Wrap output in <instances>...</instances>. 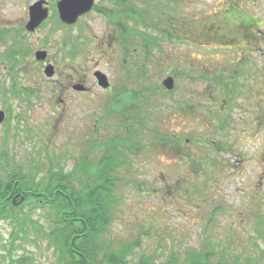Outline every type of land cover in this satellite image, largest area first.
<instances>
[{
  "label": "rangeland",
  "instance_id": "rangeland-1",
  "mask_svg": "<svg viewBox=\"0 0 264 264\" xmlns=\"http://www.w3.org/2000/svg\"><path fill=\"white\" fill-rule=\"evenodd\" d=\"M30 1L0 0V32L20 28ZM163 10L173 19L156 12L154 18H162L159 28L170 25L172 41L153 29L137 28L161 37V49L149 48L145 56L136 47L133 55L138 66L147 65L149 85L135 102L148 115L161 105L169 109L173 101L192 105L184 113L179 108L165 115L155 112L151 126L157 135H180V143L168 139L152 146L159 137L144 132L145 147L141 145L137 155L125 153L132 166L120 170L122 181L117 183L107 238L132 243L133 261L141 255L157 261L169 254L184 259L191 251L203 250L212 251L208 257L212 262L223 258L264 264V0H177ZM56 23L48 19L36 35L24 36L28 45L49 55L56 70L51 78L43 74V65L40 73L32 70L33 58L28 55L26 64L9 69L13 62L6 60L5 51L25 43L12 31L0 33V101L7 108L15 104L13 111L23 118L14 127L9 124L7 133L0 129V152L6 151L23 169L30 166L28 162H39L41 172L50 164L47 158L53 168L59 165L69 171L84 156V143L122 134L109 115L112 93L96 86L92 72L89 95L66 90L69 75L83 67L100 70L113 87L117 85L123 73L122 51L110 35L109 23L95 12L68 30ZM178 30L185 38L177 41ZM15 59L23 62L19 56ZM197 67L202 76L189 81L187 76ZM131 69L136 76L137 67ZM172 71L177 73V88L168 94L161 80ZM208 76L234 87L228 102L221 103L225 91L210 92ZM141 82H132L135 90ZM12 87L36 95L21 97L25 102L9 101L3 94L11 93ZM154 87L159 93L151 99L157 102L142 104L146 89L156 92ZM213 119L224 121L221 129ZM189 138L192 141L184 143ZM99 155L90 153L88 159L95 161ZM0 177H5L1 168ZM20 200L15 203L19 207L10 210L12 215L0 217V264H18L22 259L24 264H56L58 253L43 234L49 230V208L20 207ZM22 217L33 224L22 225Z\"/></svg>",
  "mask_w": 264,
  "mask_h": 264
},
{
  "label": "trees",
  "instance_id": "trees-1",
  "mask_svg": "<svg viewBox=\"0 0 264 264\" xmlns=\"http://www.w3.org/2000/svg\"><path fill=\"white\" fill-rule=\"evenodd\" d=\"M150 8L153 12L164 13L161 10L163 6L156 3L149 6V9L139 8L138 23L143 24L146 29L155 30L168 41H172L173 35L169 34L167 26L159 28L162 25L159 23L163 20L159 18L153 21L154 18L151 15L153 12L149 11ZM175 35L177 41L180 40L179 38H185ZM160 40L161 37L158 35L139 32L136 39H129L127 46L136 45L144 51L149 48L159 50L161 49ZM144 66L136 64L138 70L136 76L128 73L136 83L142 80L138 84L139 89L132 93L123 92L121 98L110 101L112 106L109 109V115L114 119L116 127L120 128L118 131L122 130V134L102 141H97L96 137H93L91 142L88 141L86 145L84 143L85 154L71 170L65 171L59 165L53 168L49 161L51 158H47L50 164L42 172L39 162L28 163L26 165L30 166L23 169L13 162L6 151L0 152V168L5 174V177H0V217L12 215L10 210L13 211L14 207L10 200L16 193L24 196L20 207L24 204L31 208L47 206L50 213L49 230L44 231L43 234L48 246H52L58 253L56 264H240L236 259L223 258L212 262L208 259L212 251L206 254L203 250L200 253L191 251L184 259H179L175 254H169L163 261H157L151 256L141 255L133 261L132 243H113L107 238L113 210L117 204V183L122 181L119 178L120 170H129L131 167L125 153L138 154L139 147L143 146L144 132L153 137L158 136L155 132L156 128L154 129L151 125L155 112L162 111V105L152 109L153 111L148 115L142 114L135 102L141 95L143 87L149 85L145 83L148 69L145 63ZM172 74L176 76V71H172ZM194 75L191 72L187 77L192 81ZM215 75L218 76L217 73ZM153 89L156 92L146 89V95L140 101L142 104L157 102L151 97L154 93H159V88ZM130 100L133 101L129 102ZM146 125L148 127H145ZM158 137L156 141H151L152 146L163 142L164 139ZM97 152L100 155L98 159L96 158V162L88 159L90 153ZM9 165L13 166L12 170ZM39 174L42 175L39 177ZM5 209L8 210L5 211ZM20 219L22 225L33 224L28 217ZM21 230L25 235L23 227ZM16 262L24 264L25 261L22 259Z\"/></svg>",
  "mask_w": 264,
  "mask_h": 264
},
{
  "label": "flooded vegetation",
  "instance_id": "flooded-vegetation-1",
  "mask_svg": "<svg viewBox=\"0 0 264 264\" xmlns=\"http://www.w3.org/2000/svg\"><path fill=\"white\" fill-rule=\"evenodd\" d=\"M61 0H32L29 2L28 7H27V13L23 16L22 18V24L20 26L19 29L16 30H11L13 35L18 38L19 40H21L23 43L25 44H21L19 46V48L17 49H7L5 51V58L7 61L13 62L11 68V70L15 69L19 64H26V57L27 55L31 58H33V61L31 60V66L32 70H36L39 69L37 72L40 73L41 71V66H44V69L47 65H50L53 67V75L52 77L55 75L56 70L54 68V66L49 63L50 59H49V55L47 54V52L43 49H39V48H33L30 45H28L26 43V40L24 38L25 35L31 36V35H36L38 32H40V30L42 29L43 26H45L46 22L48 21V19L53 18L54 20L57 21L56 25L58 27H62L65 30H68L72 27H74V25L76 23H78L80 20H82L84 17L92 14L93 12L96 13V15H98L99 17H102L106 22L109 23V27L111 28L110 31V35L114 38L116 44L119 46L118 48L121 49L122 51V58H121V65H122V71L123 73H121L119 75V79L117 82L116 86H112L108 77L101 72L98 69L93 68L92 70H90L89 68H81L80 70H75L74 75L71 74L69 75L68 78V84L66 87V90H72V93L74 94H79L81 96H85V95H89L91 93V89H90V81H89V75L92 72V77L94 79V82L96 84V86L98 88H100L101 90H107V93H112L111 96H108L110 98V100L112 99H116L118 97L121 98L123 92H136V90L134 89V85L132 82H135L132 77L129 75H132V69L131 66L136 67V58L134 57V52L137 50L136 49V45L132 46H127V42L129 41V39H136L138 36L139 32H144L142 30L138 31V26L141 28H144L143 24H139L138 23V17H139V13L138 10L140 9H149V6H152V4L156 3V5H170L171 3H177V0L175 2V0H92V7L91 9L84 13L83 15H81L76 23L74 25H65L63 23L60 22L59 20V15L57 12V4L58 2H60ZM37 2H42V8L47 9L48 12V16L47 18L40 24V26H38L33 32H29L25 29V26L29 20V7ZM163 12L164 10L161 9ZM151 13L153 12L152 8H150ZM157 13V12H156ZM152 17L154 18V12L151 14ZM163 15H169V12L165 14L162 13L160 16ZM159 18L161 17H156L154 18L153 21H157ZM170 18V16H169ZM162 19V18H161ZM181 22V21H179ZM159 24H163V21H161ZM167 27L169 28L170 25H167ZM146 30V28H144ZM9 29H2L0 33L4 34V33H10L11 32ZM179 32H177L178 35H180V33L182 32V30H178ZM127 39V40H125ZM126 43V45H125ZM80 50H87L84 48H80ZM39 51H44L46 52V57L44 60H38L36 58V53ZM82 51V52H83ZM150 50H145V56H148V54ZM21 57L23 59V62H18V60L15 59V57ZM76 56V55H74ZM18 59V58H17ZM128 62L130 63V66L128 65ZM2 63V60H0V64ZM43 69V70H44ZM196 72H192L194 75V79L193 81H196L197 77H201L202 75H200L201 70L197 67L196 68ZM101 72L103 73L107 80H108V87L107 88H102L99 87L97 85V81L94 77V73L95 72ZM129 73V74H128ZM44 74V71H43ZM177 74V73H176ZM191 74V73H190ZM45 75V74H44ZM186 76V74H184ZM189 76V75H188ZM46 77V76H45ZM167 78H171L172 79V89L171 90H167L166 88H164L168 94H172L174 92V89L176 90V86H174V78L175 76L173 74L171 75H167ZM51 78V77H48ZM188 78V77H187ZM64 79H67L66 77H64ZM189 79V78H188ZM13 80H16L14 78H11L10 81L13 82ZM163 80H165L164 78L161 80V84L163 82ZM191 79H189L190 81ZM205 82L207 87L210 88V92H215V91H220L221 93L224 92L223 94L225 95L224 99L221 100V103L224 102H228L230 99L231 94H233L235 92L234 87H230V85H228V83L224 80L220 81V83H218L214 78H205ZM1 84V82H0ZM16 85V83L13 84V86ZM88 85V86H87ZM78 87V88H74V87ZM128 86H131V88H133V90H130L128 88ZM163 86V84H162ZM113 87V88H112ZM78 89V90H77ZM9 91L11 93H6L8 95L3 94V96L9 99V101H15L16 99H19L20 101H24V99H22L21 97H34L36 94L28 91L27 89H23L20 88L18 92H16L15 88L12 87L9 89ZM28 91V92H27ZM228 91V92H226ZM27 93V94H24ZM170 92V93H169ZM229 97V98H228ZM192 105L191 102H187V101H183V102H179V101H173L172 102V106L168 108H165L162 106V113L165 115L166 113H171V110H175L177 108H179V112L180 113H184V110L187 109V107H190ZM16 105H13V108H15ZM12 106L7 108L5 107V101L3 99H1L0 101V112L3 113V117H2V121L0 122V129H4V131L1 132H8L9 130V124H11L13 127L16 126L17 124L21 123L23 121V118L20 115H17L16 112L13 111ZM168 109V110H167ZM222 105L220 107V111H222ZM219 117V116H218ZM214 123H216L219 129H221L222 127H220L219 125H221V123H218V119H213L212 120ZM226 122V121H225ZM222 126V125H221ZM164 140H170L174 143H180L181 136L178 135H170V136H165L164 135ZM191 142L192 140L189 139H183L184 143H186V141ZM207 140V139H206ZM193 141H196V139H194ZM207 144H209V141L207 140ZM172 150H174V148L172 147ZM179 152H181V149H178ZM212 161H216V160H212ZM29 163V162H28ZM132 166V163H131ZM21 197H24L21 193H16L12 196V199L10 200V202L12 203L13 207H19L16 206L15 203L17 200H20ZM24 201V200H23Z\"/></svg>",
  "mask_w": 264,
  "mask_h": 264
},
{
  "label": "water",
  "instance_id": "water-1",
  "mask_svg": "<svg viewBox=\"0 0 264 264\" xmlns=\"http://www.w3.org/2000/svg\"><path fill=\"white\" fill-rule=\"evenodd\" d=\"M92 0H61L57 4V12L59 15V20L65 25H74L77 19L88 12L92 7ZM42 2H37L29 7V20L25 26V29L29 32H33L40 24L47 18V9L42 8ZM46 57V52L39 51L36 53V58L38 60H44ZM44 74L46 77H52L53 67L47 65L44 69ZM94 77L97 81V85L102 88H107L109 83L106 76L97 71L94 73ZM163 86L170 90L172 88V79L166 78L162 82ZM75 89L78 87H74ZM78 90V89H77ZM3 113L0 112V122L2 121ZM23 201L21 198L19 204Z\"/></svg>",
  "mask_w": 264,
  "mask_h": 264
}]
</instances>
